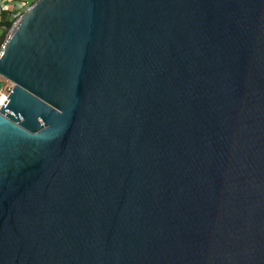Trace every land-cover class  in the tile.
<instances>
[{
  "label": "water",
  "instance_id": "1",
  "mask_svg": "<svg viewBox=\"0 0 264 264\" xmlns=\"http://www.w3.org/2000/svg\"><path fill=\"white\" fill-rule=\"evenodd\" d=\"M11 23L0 264H264V0H37Z\"/></svg>",
  "mask_w": 264,
  "mask_h": 264
},
{
  "label": "built area",
  "instance_id": "2",
  "mask_svg": "<svg viewBox=\"0 0 264 264\" xmlns=\"http://www.w3.org/2000/svg\"><path fill=\"white\" fill-rule=\"evenodd\" d=\"M37 0H0V21L11 22L10 27L13 28L15 23L23 16L30 6ZM10 30H7L0 41V52L3 49ZM1 35V34H0ZM0 106L13 87V83L0 75Z\"/></svg>",
  "mask_w": 264,
  "mask_h": 264
},
{
  "label": "flooded vegetation",
  "instance_id": "3",
  "mask_svg": "<svg viewBox=\"0 0 264 264\" xmlns=\"http://www.w3.org/2000/svg\"><path fill=\"white\" fill-rule=\"evenodd\" d=\"M2 31H3V28H2V27H0V34L2 33Z\"/></svg>",
  "mask_w": 264,
  "mask_h": 264
}]
</instances>
